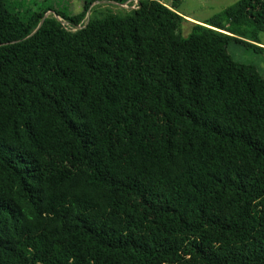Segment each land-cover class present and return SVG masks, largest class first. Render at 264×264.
<instances>
[{
  "label": "trees",
  "instance_id": "trees-1",
  "mask_svg": "<svg viewBox=\"0 0 264 264\" xmlns=\"http://www.w3.org/2000/svg\"><path fill=\"white\" fill-rule=\"evenodd\" d=\"M92 1L0 0V264H264V0Z\"/></svg>",
  "mask_w": 264,
  "mask_h": 264
},
{
  "label": "rangeland",
  "instance_id": "rangeland-1",
  "mask_svg": "<svg viewBox=\"0 0 264 264\" xmlns=\"http://www.w3.org/2000/svg\"><path fill=\"white\" fill-rule=\"evenodd\" d=\"M25 1L26 0H22ZM85 0H45V2L51 4L53 7H65L70 10L71 13H75L80 11L82 7V3ZM138 0H126L125 2L118 3L112 0H95L89 4V9L86 12V15L82 22L76 27L71 26L66 21H61L60 17L48 11L46 16H54L61 24L69 29L80 27L81 24L85 23L89 15L93 12V10H100V9H110L113 12H122L129 10L131 8L136 7ZM161 3L165 4L166 6L176 7L177 11L180 12L179 14L188 15L195 19L196 21H206L212 18L214 15L220 13L225 7L232 5L237 0H158ZM37 2L40 5V0H32L33 4ZM28 3V2H26ZM36 6V5H35ZM182 32L186 35L189 32V24L187 22L183 23ZM259 39L262 44H264V33L259 34ZM244 43L239 42H230L227 45V50L231 54V56L243 63L252 64L254 65L258 71L264 75V48L256 49L259 46L264 47V45L252 42L248 39H244ZM252 43V44H250ZM257 45V46H256ZM256 47V48H254Z\"/></svg>",
  "mask_w": 264,
  "mask_h": 264
},
{
  "label": "crops",
  "instance_id": "crops-1",
  "mask_svg": "<svg viewBox=\"0 0 264 264\" xmlns=\"http://www.w3.org/2000/svg\"><path fill=\"white\" fill-rule=\"evenodd\" d=\"M180 13V12H179ZM183 17H185L188 21H191V22H198V21H196L195 19H192V17H189L188 15H184V14H181ZM199 23H200V21H199ZM262 44V43H261ZM262 45H264V44H262Z\"/></svg>",
  "mask_w": 264,
  "mask_h": 264
}]
</instances>
